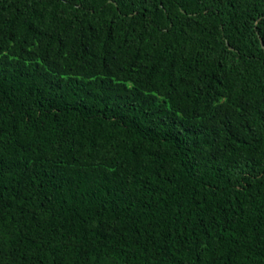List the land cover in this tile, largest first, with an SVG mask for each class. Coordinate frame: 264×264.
I'll use <instances>...</instances> for the list:
<instances>
[{"label":"trees","instance_id":"1","mask_svg":"<svg viewBox=\"0 0 264 264\" xmlns=\"http://www.w3.org/2000/svg\"><path fill=\"white\" fill-rule=\"evenodd\" d=\"M264 0H0V264H264Z\"/></svg>","mask_w":264,"mask_h":264},{"label":"water","instance_id":"2","mask_svg":"<svg viewBox=\"0 0 264 264\" xmlns=\"http://www.w3.org/2000/svg\"><path fill=\"white\" fill-rule=\"evenodd\" d=\"M112 1V0H111ZM260 37V36H259ZM260 41H261V44H262V47L264 48V40L260 37Z\"/></svg>","mask_w":264,"mask_h":264}]
</instances>
